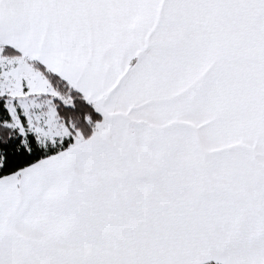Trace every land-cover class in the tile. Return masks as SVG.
Here are the masks:
<instances>
[{
    "label": "snow or ice",
    "instance_id": "1",
    "mask_svg": "<svg viewBox=\"0 0 264 264\" xmlns=\"http://www.w3.org/2000/svg\"><path fill=\"white\" fill-rule=\"evenodd\" d=\"M0 264H264V0H0Z\"/></svg>",
    "mask_w": 264,
    "mask_h": 264
}]
</instances>
